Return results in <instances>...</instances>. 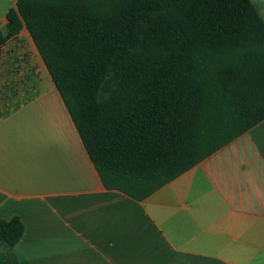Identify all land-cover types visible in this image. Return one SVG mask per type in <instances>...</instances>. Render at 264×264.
I'll list each match as a JSON object with an SVG mask.
<instances>
[{
  "label": "trees",
  "instance_id": "obj_1",
  "mask_svg": "<svg viewBox=\"0 0 264 264\" xmlns=\"http://www.w3.org/2000/svg\"><path fill=\"white\" fill-rule=\"evenodd\" d=\"M107 190L143 202L264 121V20L251 0H17ZM26 227L0 219V264Z\"/></svg>",
  "mask_w": 264,
  "mask_h": 264
},
{
  "label": "crops",
  "instance_id": "obj_2",
  "mask_svg": "<svg viewBox=\"0 0 264 264\" xmlns=\"http://www.w3.org/2000/svg\"><path fill=\"white\" fill-rule=\"evenodd\" d=\"M16 4L0 0L4 35ZM15 216L19 264H264V121L143 202L107 190L24 28L0 47V219Z\"/></svg>",
  "mask_w": 264,
  "mask_h": 264
}]
</instances>
